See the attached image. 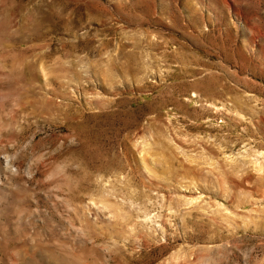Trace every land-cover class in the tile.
<instances>
[{"label": "rangeland", "instance_id": "374dc122", "mask_svg": "<svg viewBox=\"0 0 264 264\" xmlns=\"http://www.w3.org/2000/svg\"><path fill=\"white\" fill-rule=\"evenodd\" d=\"M0 264H264V0H0Z\"/></svg>", "mask_w": 264, "mask_h": 264}]
</instances>
